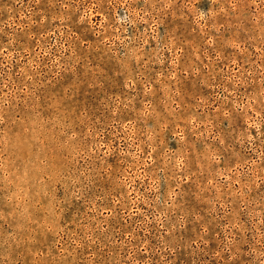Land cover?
Segmentation results:
<instances>
[{
  "label": "rangeland",
  "instance_id": "rangeland-1",
  "mask_svg": "<svg viewBox=\"0 0 264 264\" xmlns=\"http://www.w3.org/2000/svg\"><path fill=\"white\" fill-rule=\"evenodd\" d=\"M0 264H264V0H0Z\"/></svg>",
  "mask_w": 264,
  "mask_h": 264
}]
</instances>
